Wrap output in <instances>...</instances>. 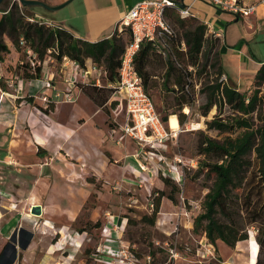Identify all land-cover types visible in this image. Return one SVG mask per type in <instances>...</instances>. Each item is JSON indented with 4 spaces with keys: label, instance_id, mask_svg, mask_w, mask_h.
<instances>
[{
    "label": "rangeland",
    "instance_id": "374dc122",
    "mask_svg": "<svg viewBox=\"0 0 264 264\" xmlns=\"http://www.w3.org/2000/svg\"><path fill=\"white\" fill-rule=\"evenodd\" d=\"M6 1L9 3L18 2L22 7L19 1ZM41 1L49 4V1L53 0ZM35 7V9L27 12L34 13L36 18H48L54 21L55 25H62L65 29L66 27L72 28V25L78 28L83 26V18L81 16L84 12L83 0H73L65 7L55 11H48L40 6ZM74 13H78V16H75ZM1 15L0 12V17ZM193 19L188 18L185 20L194 24L200 21L199 19ZM169 20L173 22L171 18ZM175 26L176 30L178 29L180 33L183 32V28L180 25L176 24ZM188 26L189 24L186 27ZM127 30L123 33L117 31L118 37H121L125 44L128 43L129 39ZM4 40L12 47V50L9 54L4 55L3 61H0V73L4 75L0 78V86L8 93L9 98L23 95L17 101L15 100L14 103L20 108L22 102L24 105H29V102L25 100L28 94H25V91L22 93L18 92L16 87V83L23 74V70L20 69L21 61H28V56L23 49L19 52L15 50L11 39L7 35L4 36ZM211 44L219 46V41L209 37L205 42L204 55L201 56L199 68L192 70L194 73V85L196 84V89H199V93L193 92V95L189 96L190 98L193 97L191 105H188V102L184 104L182 112L187 114V119L183 124L179 123L181 133L176 140L170 143L169 151L165 152V155L170 160L176 156L182 157L187 165L191 164L193 160L201 162L205 158L200 153V143L205 136L222 140L226 136L231 135V133H220L215 129H209V121L216 116L227 121L239 115L237 111L227 104L214 105L207 115L204 114L205 106L211 97V89H209L211 85L223 80L224 82L232 83L239 91L246 93L248 96L253 94L255 90L260 91V95H264V82L259 85L256 76L251 78L243 77L239 79L240 83L237 84L229 81L228 73L225 70L220 75L217 67H213V63L222 62L221 52L219 53L216 47L211 52ZM261 52L264 56V46ZM208 56V65L204 68V63L207 61ZM46 60L47 71H52L56 74L53 85L58 91H65L66 84L63 79L64 74L61 71V59L48 55ZM184 62L189 65L188 61L184 60ZM150 70L155 76L150 79L148 92L153 98L157 111L162 116L170 114L169 116L176 115L178 118V114H171L176 110L178 111V106H175L177 95L172 90L174 77H171L166 87V70L163 68L161 60L154 61ZM74 92L78 97L76 103L59 102V108L54 118L65 124L66 128L77 129L78 126H82L81 131H83L82 134L85 138L84 144L76 145V142L72 139L73 137L68 138L67 136L66 139H62L59 148H56V145L59 144L56 142L49 146V150L44 148L41 150L45 151L47 156L43 166L49 168L51 173L57 172L59 174L60 179L57 181L53 180V183L55 182V188L60 194V200L64 201L66 199V201L64 204L57 206L56 212L49 211L47 214L38 216L32 214L31 209H28L19 216V221L24 222L26 228L33 229V232H35L32 248L29 251L20 244V235L23 232L21 228L8 234L0 231V253L4 251L6 245L10 243L16 244V248L10 244L11 247L6 250L3 263L8 259L13 260L12 257L15 255L16 261L14 264H79L80 262L101 264L94 262L90 255L96 251V247L102 242L100 228L113 217L117 222L127 218V226L122 239L135 249L140 256L154 252L155 260H152L154 264H171V261L174 260L168 251L171 245L176 247L181 254L177 261H174V264H249L250 244L248 240L242 241L243 244L238 246L237 251L243 253V255L235 252L237 246L232 248L233 250L230 248L220 250L217 244L211 248L213 254L207 255L205 258L202 257L205 249L201 250L202 247L199 242L204 237V234L203 232H194V219L203 211L202 203L206 193L209 191L208 186L211 185L212 179L205 177V173L198 174L196 168L186 170V178L182 186L174 181L170 185H165L160 179L162 176L160 174L150 180L152 184L149 183L147 185L149 188L146 186L140 187L137 182L138 179H136L130 166L134 160L130 155L135 152L134 148L136 147L129 142L123 148L116 141L118 136L112 135L111 132L113 128L119 130V124H117L116 120L122 121L120 119L122 114L118 116L113 111L115 107L114 105L111 106L112 96H110L109 101L104 106H99L80 88L74 89ZM7 101L3 106L4 121L12 119V110L15 109L10 104L9 99ZM35 102L38 105L42 103L40 99L36 98ZM186 109L188 110L187 112ZM53 112L48 114H53ZM22 123L26 126V122ZM198 123L202 124V127L193 130V125ZM238 132L234 133L233 136H236ZM93 143L96 144L93 145ZM24 146L25 148L27 146L26 152L30 157L35 154L29 147H34L37 152L38 147H40H35L32 142L30 146L24 142ZM15 165L19 168L29 167L27 164L16 163ZM172 184L180 187V192L176 194L177 204H174L167 197L163 198L156 224L154 226L149 225L143 218L152 214V203L156 191L163 189L167 194H170L173 189ZM77 197H81L83 202L77 203ZM70 198L72 211L67 214L62 209L67 206ZM1 212L4 217H9V214L4 210ZM25 212L31 214V219H22L21 216L26 214ZM54 217L55 223L51 221ZM68 219H72L71 228L75 230L69 235L72 234L73 236L76 231L81 233L86 231L89 237L92 238L91 241H85L80 247L75 244L68 234L56 232L60 226L58 221H66ZM4 220L5 218L2 221ZM45 223L53 225L56 231L54 232L53 229L50 231L42 230L41 228ZM96 223H100V225L95 227ZM256 232L257 225L250 227V237L255 240ZM62 235L64 237L61 243L56 246ZM206 240L203 238L205 244L207 243ZM53 246L55 247L53 248ZM185 258L190 260V263L183 260Z\"/></svg>",
    "mask_w": 264,
    "mask_h": 264
},
{
    "label": "trees",
    "instance_id": "16d2710c",
    "mask_svg": "<svg viewBox=\"0 0 264 264\" xmlns=\"http://www.w3.org/2000/svg\"><path fill=\"white\" fill-rule=\"evenodd\" d=\"M35 8V6L21 7L18 2L9 3L6 0L0 4L2 14L0 17V61L4 60L5 54L11 52L4 40V36L7 35L15 50L19 52L23 49L28 56V61H21L20 64V69L23 70L21 80L41 79L43 63L48 55L56 56L57 59L68 56L81 64H84L87 58H91L106 70L107 80L110 83L118 79V69L126 44L121 37H118L117 31L111 37L97 42L86 41L76 38L63 27L53 28L39 21H29V18L34 17V13L27 11ZM166 18L173 33L166 35L162 43L144 41L136 54L135 67L143 78L148 92L150 79L155 76L150 67L154 61L161 60L166 70V87L171 77H174L172 90L177 95L175 106H178L179 112L176 110L171 114H178L179 123L183 124L187 119V114L182 112L184 104L188 102L187 104L191 105L193 97L189 96H192L193 92L199 93L196 84L194 85L192 70L199 68L201 56L204 55L205 42L210 37L209 27L200 21L197 24L188 23L185 20L188 18L180 16L178 7H168ZM176 24L183 28L182 33L176 30ZM188 24L189 26L186 27ZM127 31L129 42L131 32ZM215 47L220 53L219 46L216 44H211V52L216 49ZM53 49H56L57 53L53 52ZM28 50L36 54V59L28 55ZM184 60L188 61L189 65H186ZM208 60L209 56L204 63V68L208 65ZM213 67H217L220 75L224 73L222 62L213 63ZM256 79L259 85L264 82V62L256 74ZM78 85L80 90L99 106H104L113 94V89L108 86L98 87L82 83ZM209 89H211V97L205 106V115L214 105L219 106V104L231 106L239 115L227 121L216 116L208 122L209 129H215L220 133H231V135L222 140L205 136L200 143V153L205 158L198 162L197 172L205 173V177L213 181L208 186L209 191L202 203L203 211L194 219V232H203L207 241L213 246L221 240L229 247L235 248L239 242L249 240L250 227L257 225L256 241L259 251L255 264H264V95H260V91L255 90L248 96L232 83L223 80L217 81ZM25 100L45 114L56 109L55 103H50L48 107L36 104L34 96L27 95ZM112 104L115 106L116 103ZM169 115H165L164 119L168 120ZM237 131H239L237 135L233 136ZM160 179L165 185L173 182L164 176ZM172 188L170 194L163 189L156 191L152 203V214L143 218L149 225L156 224L163 198L167 197L177 204L176 194L180 192V187L172 184ZM99 225L100 223H96L95 227ZM149 255L155 260L154 252ZM3 258L4 252L0 254V264L15 263L14 260L3 263ZM151 264H154L153 261ZM171 264H174V260Z\"/></svg>",
    "mask_w": 264,
    "mask_h": 264
},
{
    "label": "crops",
    "instance_id": "0c3cea01",
    "mask_svg": "<svg viewBox=\"0 0 264 264\" xmlns=\"http://www.w3.org/2000/svg\"><path fill=\"white\" fill-rule=\"evenodd\" d=\"M65 1L67 0H53L49 1V5L55 6ZM141 1L145 0H83L84 12L81 14L83 26L78 28L72 25V28L66 27V30L71 32L76 38L90 42L109 38L115 33L121 19L133 6ZM176 1L184 5H191L194 13L197 14V19L209 27V36L219 41L221 61L228 73L229 81L238 84L240 83L239 79L243 77L251 78L256 76L264 62V56L261 52L264 46L263 6L258 7L256 14L245 17L229 11L218 10L203 1ZM258 1L244 0L246 4ZM74 15L78 16V13H74ZM62 27L64 28V26ZM8 46L12 50V47ZM3 76V73H0V78ZM16 87L18 92L22 93L25 91V94L34 96L38 100L41 94L51 95L58 91L55 85L53 90L43 89L41 91V81L39 79L32 81L19 79ZM22 96L9 98L8 93L0 86V231L8 234L21 228L24 233L29 234V237L27 241H21L20 244L29 251L32 248L35 232H33V229L26 228L24 222L19 221V216L23 214V211L30 210L33 205H42L43 214H47L49 211L56 212L57 206L64 204L66 201V199L64 201L60 200V194L55 188V182L53 183V180L57 181L60 179L59 174L57 172L51 173L49 168L43 166L47 156L45 151L41 150L42 148L49 150V146L56 142L59 143L56 148H59L62 139H66L67 136L68 138L73 137L72 139H74L76 145L84 144L85 138L82 134L83 131H81L82 126H78L77 129L66 128L65 124L54 118L60 103H57L56 111L53 114H45L31 103L24 105L22 102L20 108L14 104L15 100L17 101ZM8 99L15 109L12 110V119L4 121L3 106L8 102ZM41 105L44 104L41 103ZM22 122H26V126ZM41 141H45L46 144H42ZM24 142L28 143L29 146L31 142L35 147L40 146L38 147V152L35 151L34 147L30 146L29 148L35 155L28 156L26 152L27 146L25 148ZM95 144L93 143V145ZM125 147L126 145L123 146V148ZM16 163L27 164L29 167L19 168L15 165ZM70 201L71 198L68 200L67 206L62 209L67 214L72 211V203ZM81 201L83 202L82 198L77 197L76 202L80 203ZM1 209L7 212L9 217H4ZM21 217L22 219H31V214L26 213ZM3 218H5L4 221H2ZM51 221L55 223V217ZM71 221L72 219L59 220L60 226L57 231L54 230L53 225H46V223L41 229L47 231L53 229L54 232L69 235L75 231L71 228ZM77 233L78 231L73 235L72 240L74 242H79ZM63 237L64 235H62L61 239ZM217 244L220 250H226V248L233 250L231 247L226 246L224 242L218 241ZM240 244H243V242L241 241L237 244L235 252L243 255V253L237 251ZM207 246L209 244L204 243L203 248ZM5 253L6 250H4V257ZM12 258L16 261L15 255ZM183 260L190 263L187 258Z\"/></svg>",
    "mask_w": 264,
    "mask_h": 264
},
{
    "label": "built area",
    "instance_id": "2783aa9c",
    "mask_svg": "<svg viewBox=\"0 0 264 264\" xmlns=\"http://www.w3.org/2000/svg\"><path fill=\"white\" fill-rule=\"evenodd\" d=\"M203 1L212 5L218 10L229 11L237 15L251 16L257 13L258 7H264V0L256 3L246 4L244 0H195ZM168 7H178L182 18H197L191 5H185L183 8L174 0H145L133 6L128 13L118 23L116 31L123 33L130 30L131 40L126 44L124 53L121 57V64L118 69V79L115 82L107 80V72L98 63L91 58H87L84 64L68 56L61 58V71L64 74L66 90L57 91L51 95L41 94L39 99L48 107L50 103H76L78 97L74 89H79V83L91 84L98 87L108 86L113 89L111 97L115 104L114 113L122 121H117L118 129H112V135H117V143L125 146L127 143L133 144L134 153L130 156L134 159L132 162L133 173L136 176L140 187L150 183L153 177L160 174L170 178L176 184L184 185L186 170L198 168V161H192L186 164L182 157H174L170 160L165 152H168L173 142L178 138L181 129H174L170 125L169 119H164L156 109L152 96L145 89L143 78L137 72L135 67V57L144 41H157L162 43L166 35L172 34L173 30L166 18V9ZM29 21H39L53 28H62L61 25H55L53 21L44 18H29ZM185 48V44H183ZM52 52V51H50ZM56 52V49H53ZM33 59L36 54L32 50L27 51ZM34 64V63H33ZM47 60L43 63L41 81V91L43 89H54L53 82L56 79L55 72L47 71ZM21 89V86H20ZM113 104H111L112 106ZM119 119V120H120ZM129 158V156H128ZM127 226V218L117 222L113 217L100 228V237L102 242L92 252L90 257L94 262L101 264H151L152 257L149 254L139 255L123 239V233ZM79 242L76 245L82 246L85 241H91L86 231L77 233ZM73 239L72 235H69ZM206 239V237L204 236ZM60 239L56 246L61 243ZM207 241V240H206ZM203 248V239L199 242ZM209 246L205 247L202 257L213 254V245L208 241ZM62 247V246H61ZM201 248V249H202ZM168 251L171 258L176 262L180 257L176 247L170 246ZM199 254V250H198ZM79 264H85L80 262Z\"/></svg>",
    "mask_w": 264,
    "mask_h": 264
},
{
    "label": "water",
    "instance_id": "95a60500",
    "mask_svg": "<svg viewBox=\"0 0 264 264\" xmlns=\"http://www.w3.org/2000/svg\"><path fill=\"white\" fill-rule=\"evenodd\" d=\"M19 1L21 3V5L23 7H27V6H40L45 8L48 11H55V10H59L63 7H65L66 5H68L70 2H72L73 0H67L59 5H49L48 3L41 1V0H16ZM3 2V0H0V4ZM178 4L183 8L185 5L183 3H179ZM43 207L42 205H33L31 207V213L34 215H38V216H42L43 215ZM29 244V243H28ZM27 244V245H28Z\"/></svg>",
    "mask_w": 264,
    "mask_h": 264
},
{
    "label": "bare ground",
    "instance_id": "6f19581e",
    "mask_svg": "<svg viewBox=\"0 0 264 264\" xmlns=\"http://www.w3.org/2000/svg\"><path fill=\"white\" fill-rule=\"evenodd\" d=\"M187 111L188 110L186 109V112ZM169 122H170V125L172 126V128L180 129L179 120H178L176 115H171L169 118ZM201 127H202V124L198 123V124H194L192 129L197 130ZM41 143L46 144L45 141H41ZM248 243L250 244L249 264H255L256 260H257L258 251H259V245L253 237H250V239L248 240ZM78 245H80V242ZM54 247L55 246H53V248Z\"/></svg>",
    "mask_w": 264,
    "mask_h": 264
},
{
    "label": "flooded vegetation",
    "instance_id": "af4514ba",
    "mask_svg": "<svg viewBox=\"0 0 264 264\" xmlns=\"http://www.w3.org/2000/svg\"><path fill=\"white\" fill-rule=\"evenodd\" d=\"M28 237H29V234L28 233H24V232H21V235H20V240L25 242L28 240ZM12 246H14V248H16V244L15 243H10ZM6 245L5 249L4 250H7L11 247V245ZM4 252V251H3Z\"/></svg>",
    "mask_w": 264,
    "mask_h": 264
}]
</instances>
